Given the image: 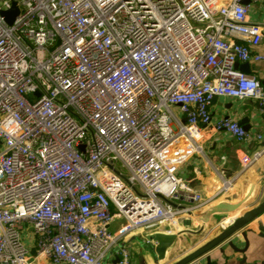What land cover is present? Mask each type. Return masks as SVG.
<instances>
[{"label": "built area", "instance_id": "1", "mask_svg": "<svg viewBox=\"0 0 264 264\" xmlns=\"http://www.w3.org/2000/svg\"><path fill=\"white\" fill-rule=\"evenodd\" d=\"M245 1L0 0V264H131L120 241L208 205L176 171L205 127L251 139L210 111L264 102Z\"/></svg>", "mask_w": 264, "mask_h": 264}, {"label": "crops", "instance_id": "2", "mask_svg": "<svg viewBox=\"0 0 264 264\" xmlns=\"http://www.w3.org/2000/svg\"><path fill=\"white\" fill-rule=\"evenodd\" d=\"M246 4L250 5L248 20L260 25L264 34V0L256 3H250L247 0ZM236 46L237 64L248 65L249 73L255 74L264 82V63L255 62L252 59L253 53L264 54V36L257 47H252L246 42H236ZM210 111L213 120L225 117L238 121L247 129L251 139L239 144L226 131H217L213 126L204 128L203 136L198 143L201 152L187 155L176 171L177 176L192 189V192L200 193L205 200H210L206 207L195 213H201L221 201L238 203L248 186L264 171V102L252 99L216 98ZM172 112L177 120L183 121V116L177 107H173ZM257 135H260L262 139H256ZM245 156L256 157V159L251 165L245 167L243 163ZM263 199L264 178L258 182L252 202L242 207L237 213L212 216L208 224L202 223L193 214H183L174 222L165 223L151 231L134 233L119 244L128 247L131 264H173L219 235L232 221L259 205ZM182 202L186 207L192 205L185 200ZM259 225L264 226V214L244 229L253 230L249 234L250 251L246 254V261L243 260L242 254L232 253L228 246L223 244L208 254L212 260L211 264H264V233L258 230ZM112 227L115 229L116 225ZM155 233L177 236L162 261H158L154 251L156 243H154L153 235ZM23 239L34 253V239L29 230L23 233ZM237 246L241 249L245 247L243 243H238ZM221 249H224V254L220 253ZM111 262L114 263L115 260ZM193 264H206V260L201 258Z\"/></svg>", "mask_w": 264, "mask_h": 264}, {"label": "water", "instance_id": "3", "mask_svg": "<svg viewBox=\"0 0 264 264\" xmlns=\"http://www.w3.org/2000/svg\"><path fill=\"white\" fill-rule=\"evenodd\" d=\"M18 14H19V9L16 6V4H14L9 11L3 13L6 22L8 24H12V22L15 20ZM237 67L241 71L245 73H249L248 65L240 66L237 64ZM243 128L247 130L245 127ZM262 178H264V171L253 183H251L248 186L244 196L238 203L231 204L227 201H221L215 205L208 207L205 211L201 213H193V216L196 217L202 223L208 224L212 216L230 215L233 213H237L242 207L252 202L256 194L257 184ZM263 214H264V199L256 207L242 213L238 218L232 221L229 224V226L225 228L219 235L209 240L204 245L199 247L197 250H195L194 252L190 253L186 257L180 259L179 261L173 264H193L194 262H196L201 258H205L206 264H211L212 260L211 257L208 256V254L223 244H226L228 248L232 251V253L242 254L243 260L246 261L247 259L246 254L250 251L249 234L252 233L253 230L251 229L244 230V229L252 222L257 220ZM258 230L261 233H264V226L259 225ZM176 238H177L176 235L164 234V233H155L153 235L154 243H156L154 251L158 261H162L165 258L167 250L172 246ZM238 243H243L245 247L243 249L239 248L237 246ZM224 252H225L224 249L220 250L221 254H224Z\"/></svg>", "mask_w": 264, "mask_h": 264}]
</instances>
